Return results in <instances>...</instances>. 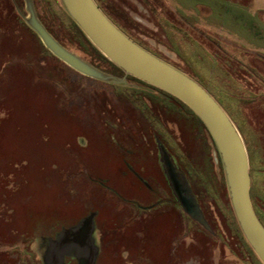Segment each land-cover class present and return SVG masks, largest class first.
Listing matches in <instances>:
<instances>
[{"label": "rangeland", "instance_id": "1", "mask_svg": "<svg viewBox=\"0 0 264 264\" xmlns=\"http://www.w3.org/2000/svg\"><path fill=\"white\" fill-rule=\"evenodd\" d=\"M97 3L225 108L264 224V0ZM31 9L107 79L56 56ZM77 26L62 0H0V264H264L205 124L103 59Z\"/></svg>", "mask_w": 264, "mask_h": 264}, {"label": "water", "instance_id": "2", "mask_svg": "<svg viewBox=\"0 0 264 264\" xmlns=\"http://www.w3.org/2000/svg\"><path fill=\"white\" fill-rule=\"evenodd\" d=\"M66 10L93 44L125 73L131 74L184 102L205 124L220 153L231 202L248 242L264 263V224L251 198L250 161L235 122L196 79L156 56L122 31L96 0H62ZM29 23L45 45L74 69L91 77L105 74L60 44L31 9Z\"/></svg>", "mask_w": 264, "mask_h": 264}, {"label": "trees", "instance_id": "3", "mask_svg": "<svg viewBox=\"0 0 264 264\" xmlns=\"http://www.w3.org/2000/svg\"><path fill=\"white\" fill-rule=\"evenodd\" d=\"M97 1V0H96ZM78 27V26H77ZM79 28V27H78ZM80 29V28H79ZM81 33L84 35V37L89 41V39L85 36V34L82 32V30L80 29ZM91 44V46L97 51V53H99L101 55V57L105 60H107L109 63H111L112 65H114L115 67H117L115 64H113L103 53H101L91 42H89ZM118 69H120L119 67H117ZM175 97V96H173ZM176 99H178L177 97H175ZM183 105H185L188 109H190L184 102H182L180 99H178ZM190 111H192L190 109ZM193 112V111H192ZM194 113V112H193ZM195 114V113H194ZM196 115V114H195ZM197 116V115H196ZM198 117V116H197ZM199 118V117H198ZM201 120V119H200Z\"/></svg>", "mask_w": 264, "mask_h": 264}, {"label": "flooded vegetation", "instance_id": "4", "mask_svg": "<svg viewBox=\"0 0 264 264\" xmlns=\"http://www.w3.org/2000/svg\"><path fill=\"white\" fill-rule=\"evenodd\" d=\"M170 159V158H169ZM169 159H165V162H164V164H165V167H166V169L169 171V175H170V177H171V179H174L173 178V172H172V170H171V161L169 160ZM173 182H175V179H174V181ZM178 190L180 191V189H179V187H178V184L175 182V193L177 192L178 193ZM181 193V192H180Z\"/></svg>", "mask_w": 264, "mask_h": 264}]
</instances>
